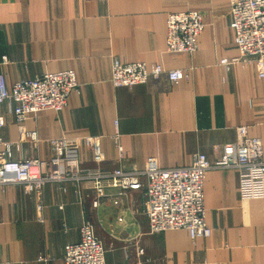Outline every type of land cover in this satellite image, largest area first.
<instances>
[{
    "label": "crops",
    "instance_id": "obj_1",
    "mask_svg": "<svg viewBox=\"0 0 264 264\" xmlns=\"http://www.w3.org/2000/svg\"><path fill=\"white\" fill-rule=\"evenodd\" d=\"M228 10L229 0H0L6 85L68 70L79 85L60 112L43 110L23 123L15 122L10 102L0 106V138L12 143L10 158L48 161L50 141L63 138L79 140L81 168L142 170L150 158L162 169L188 167L198 154L214 162L245 127L247 137L260 141L264 160V79L254 64L220 63L237 56ZM184 11L203 16L197 49L166 53V17ZM114 59L188 76L114 88ZM86 137L99 138L98 163ZM89 188L50 183L37 197L22 185L0 186V264H63L64 248L78 241L83 222L101 242L105 264H264V198L242 199L234 169L205 175L208 238L184 230L150 234L141 191L117 205L110 197L94 205Z\"/></svg>",
    "mask_w": 264,
    "mask_h": 264
},
{
    "label": "built area",
    "instance_id": "obj_2",
    "mask_svg": "<svg viewBox=\"0 0 264 264\" xmlns=\"http://www.w3.org/2000/svg\"><path fill=\"white\" fill-rule=\"evenodd\" d=\"M228 16L237 56L230 61L223 59L220 63L226 67L231 64H254L258 78L264 79V0H229ZM204 26L203 16L197 11L169 13L166 17V53L193 54ZM161 76L170 82H177L187 79L188 75L183 70H165L161 65L122 63L115 59L111 62L110 83L114 88L144 85ZM73 91L78 92L79 85L71 70L45 73L16 82L10 87L0 75V106L6 101L10 102L17 123H23L29 115L43 110L60 112ZM4 125V117L0 114V129ZM236 133V141L221 146L214 162L198 154L188 167L162 169L150 158L142 170L119 168L112 171L81 168L78 139L51 140L53 156L43 161L11 159L9 152L12 143L0 138V146L3 147L0 154V186L22 185L29 193L39 197L42 189L50 183L87 182L90 184L89 192L94 197V205L109 197L112 204L117 205L120 197L127 198L130 193L141 191L150 234L184 230L192 238H208L211 228L203 201V182L208 170L234 169L242 199L264 198L261 143L258 139L247 137L245 127H238ZM30 138H34V133H30ZM82 141L91 150L93 161L98 163L99 138L86 137ZM107 189L113 190V194L107 195ZM39 211L40 208L37 210L38 218ZM104 254L105 250L92 226L83 222L79 227L78 241L64 248L63 264H105Z\"/></svg>",
    "mask_w": 264,
    "mask_h": 264
}]
</instances>
